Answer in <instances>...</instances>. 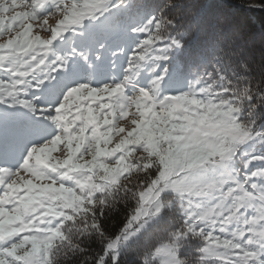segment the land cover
<instances>
[{"label":"snow or ice","instance_id":"obj_1","mask_svg":"<svg viewBox=\"0 0 264 264\" xmlns=\"http://www.w3.org/2000/svg\"><path fill=\"white\" fill-rule=\"evenodd\" d=\"M0 264H264V46L194 0H0Z\"/></svg>","mask_w":264,"mask_h":264},{"label":"trees","instance_id":"obj_2","mask_svg":"<svg viewBox=\"0 0 264 264\" xmlns=\"http://www.w3.org/2000/svg\"><path fill=\"white\" fill-rule=\"evenodd\" d=\"M163 2V0H161ZM196 3L206 4L210 15L228 17L236 28L241 39L259 56L264 46V12H252L238 7L239 0H194ZM258 3L259 0H256Z\"/></svg>","mask_w":264,"mask_h":264},{"label":"rangeland","instance_id":"obj_3","mask_svg":"<svg viewBox=\"0 0 264 264\" xmlns=\"http://www.w3.org/2000/svg\"><path fill=\"white\" fill-rule=\"evenodd\" d=\"M253 2H256V0H253ZM50 22H54V21H50ZM41 34H42L43 36H47V35H48L47 32H42Z\"/></svg>","mask_w":264,"mask_h":264}]
</instances>
